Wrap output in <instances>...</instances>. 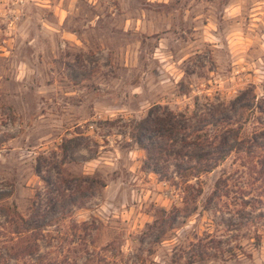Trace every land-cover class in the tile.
I'll list each match as a JSON object with an SVG mask.
<instances>
[{
  "label": "rangeland",
  "instance_id": "1",
  "mask_svg": "<svg viewBox=\"0 0 264 264\" xmlns=\"http://www.w3.org/2000/svg\"><path fill=\"white\" fill-rule=\"evenodd\" d=\"M155 105L264 132V0H0V264H264V137L186 189Z\"/></svg>",
  "mask_w": 264,
  "mask_h": 264
},
{
  "label": "trees",
  "instance_id": "2",
  "mask_svg": "<svg viewBox=\"0 0 264 264\" xmlns=\"http://www.w3.org/2000/svg\"><path fill=\"white\" fill-rule=\"evenodd\" d=\"M245 94L233 102L235 115L244 112L248 106L243 103ZM233 116L224 105H220L219 112L214 116L219 124L215 125V119L211 124L216 129L212 131L208 119L191 117L185 112H174L155 105L145 118L137 122L133 135L139 148L146 152L149 167L163 178L168 176L165 161L176 149L179 175L186 183V189H195L196 186L189 183L192 178L213 172L232 152L254 153L253 149L262 144L258 141V134L264 137V132L256 131L252 137H242L241 127L236 128L238 124L235 125L230 118ZM187 146L193 149L187 150ZM196 192L197 195L202 193V187H197ZM172 222H175V218L165 220L163 230Z\"/></svg>",
  "mask_w": 264,
  "mask_h": 264
}]
</instances>
